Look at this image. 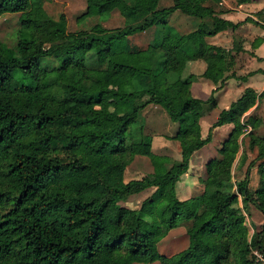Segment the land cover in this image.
Segmentation results:
<instances>
[{"label": "trees", "instance_id": "16d2710c", "mask_svg": "<svg viewBox=\"0 0 264 264\" xmlns=\"http://www.w3.org/2000/svg\"><path fill=\"white\" fill-rule=\"evenodd\" d=\"M85 1L81 18L106 20L116 9L124 26L67 32L64 14L51 17L40 0H0V16L20 13L22 24L15 47L0 41V264H264V224L249 235L239 206L240 199L243 209L252 205L264 215V138L247 133L256 157L243 178L232 173L245 126L261 122L244 113L264 91L247 88L221 111L212 127L228 118L233 129L220 158L206 163L202 193L176 195L190 156L211 139L212 128L199 136L197 120L216 103L192 97L191 76L182 71L201 58L203 75L216 81L226 51L205 36L236 25L214 15L216 0H172L162 8L160 0ZM176 10L198 20L193 30L169 25ZM154 26L159 36L145 48L130 42ZM148 78L151 85L140 86ZM148 104L178 123L172 138L181 158L169 166L136 124ZM136 155L149 158L153 172L123 184ZM255 161L258 182L251 185ZM151 187L139 209L121 205ZM183 222H190L187 246L161 254L159 231Z\"/></svg>", "mask_w": 264, "mask_h": 264}, {"label": "crops", "instance_id": "0c3cea01", "mask_svg": "<svg viewBox=\"0 0 264 264\" xmlns=\"http://www.w3.org/2000/svg\"><path fill=\"white\" fill-rule=\"evenodd\" d=\"M211 4L214 15L217 18L230 22L236 26L234 28L228 27L215 34L205 36V42L207 44L220 47L226 51V57L223 59L224 70L217 73L216 81H212L203 75L206 70V63L201 58L188 61L182 71L183 77L191 76L189 94L192 97L205 101L213 96L216 103L211 110L205 112L197 120L195 127L199 136L205 138L212 128L211 139L207 144L192 153L189 158L187 171L182 174L176 182V195L180 200H185L202 193L204 179L206 177V163L213 158H220L218 149L221 143L228 138L229 133L233 129V124L228 118H225L221 125L214 128L212 127L218 120L221 111L227 110L231 103L237 100L247 88L252 89L258 94L264 91V0H216L212 1ZM263 107L264 98H257L255 104L244 113V116L252 115L254 118L257 117V119L261 120V111H264ZM162 109L163 108L158 105L148 104L140 110L136 124L141 126L143 132H147L145 134L151 138V150L154 154L162 157L164 155L173 157V159H176L175 161H178L181 158V149L179 141L172 138L175 133L173 134L170 130L168 132L148 131V124L146 123H155L161 117L164 118L166 122L169 120L165 115L167 113ZM251 129V126H249L247 130ZM244 131L245 132L240 136L241 139L246 135V128ZM241 152V149H239L232 166V173L240 169L241 165L238 163V159L241 156ZM144 160H147L149 163L146 164ZM138 162H140L141 167L135 165L132 170L134 174L138 173L140 176L133 177V179H139L153 172V167L149 158L136 155L133 157V160L127 164L124 177L127 171L130 170L131 164ZM167 163L171 165L172 161L168 160L166 164ZM141 168L146 171V174H143L140 170ZM241 178L243 177L238 178L237 176V179ZM147 190H151L152 193L154 188H147L137 194ZM151 193H149V195ZM147 197H145V199ZM239 206L241 207L240 199ZM140 207H142V205ZM249 210H253V208ZM164 230L165 232L169 231L167 235H172L171 238H165L166 241L169 239V246L170 243H173L170 249L180 246L179 243H174V234L185 235L188 240L186 229L182 226L179 228L174 227V229L164 228ZM186 246L183 245V248H181L184 249ZM176 252L160 253L172 255Z\"/></svg>", "mask_w": 264, "mask_h": 264}, {"label": "rangeland", "instance_id": "374dc122", "mask_svg": "<svg viewBox=\"0 0 264 264\" xmlns=\"http://www.w3.org/2000/svg\"><path fill=\"white\" fill-rule=\"evenodd\" d=\"M42 3L43 10L50 15L53 18H57L60 13H63L66 18V30L67 32H74L77 30H89L94 24L100 23L102 26L106 28H121L124 26V18L120 15L119 11L114 9L111 13L108 19L101 20L98 17H90L85 16L81 18V15H83L86 11V1L85 0H40ZM173 4L172 0H160L158 4V8L162 7H169ZM198 20H194L192 17L187 16L178 10L174 11L168 18L169 25L173 26L175 30L179 31L180 33H186L191 30H193L197 24ZM160 28V26H158ZM22 30V24L20 20V13H5L2 16H0V41L4 43L8 47H15L16 42L20 36V31ZM159 35H157V27H152L148 29L147 31L134 34L129 37V40L132 44L137 45L141 48H145L149 43L153 42L154 39H157ZM47 64L50 66L56 65V62L47 59ZM151 80L148 78L146 83H142L140 86L148 87L151 85ZM107 83L110 87H114L117 89H121V86L118 85L116 78H108ZM110 106L114 107V102L110 101ZM164 111V109H162ZM264 110V107H263ZM165 112V111H164ZM163 112V113H164ZM262 112V116L260 117V123L259 126L254 127L252 130L249 129V125H246V135L243 137V144L241 146V151L244 149V152H241V156L238 159V163H240V169L238 171H233L234 179H237L240 177L245 176V172L247 170V167L249 165V162L253 160L256 157L257 154V148L256 147H249V135L247 133H252L255 137L258 138H264V111ZM166 113V112H165ZM167 119V122L164 118H160L157 122L151 123L148 122V131L152 132V130L159 131V132H168L169 130L174 134L176 133L178 129V123H174L170 120L167 114H165ZM257 118V117H256ZM142 121V120H141ZM168 123V124H167ZM146 126V125H145ZM145 131V127H144ZM245 132V131H244ZM144 134L147 132H143ZM165 163L168 160H171L172 163L176 160L173 159V157H167L166 155L163 156ZM133 160V159H132ZM131 160V161H132ZM148 160V159H147ZM147 160H144L146 164ZM130 161V162H131ZM258 161L254 162L253 167L250 168V184L256 185L258 182L256 174V165ZM138 165L141 167L140 162L138 163H132L130 170L127 171L126 176L123 179V184H126L128 181L132 180L133 177L140 176V174H134L133 173V166ZM169 165V163H167ZM143 174H146V171L144 169H140ZM143 177V176H142ZM141 177V178H142ZM140 179V178H139ZM151 193V190L144 191L143 193L132 195L128 199L121 201V205L127 206L130 208H139L142 205L143 200L145 197H147ZM253 210H249L252 209ZM242 213L245 217V224L249 230V235H251L255 230H258L261 228V226L264 224V215L259 212L255 207L252 205H248L247 208L242 207L241 204ZM254 211V212H253ZM0 212H2V209L0 208ZM190 225V222L188 223H181L179 226L175 228H179L180 226L184 227L185 229L188 228ZM166 229V228H165ZM174 229V228H172ZM171 230V229H169ZM169 231L165 232V230H161L158 233V251L161 253L164 252H176L179 249H182L183 245H187V238L185 235L181 234H174V243H179V247L172 248L173 243H170L168 240L166 241L165 238L172 237V235H167ZM179 233V232H178ZM182 243V244H181ZM178 246V245H177ZM182 247V248H181ZM259 257V255L257 254ZM134 264H143V263H134ZM149 264H159V261H154Z\"/></svg>", "mask_w": 264, "mask_h": 264}]
</instances>
